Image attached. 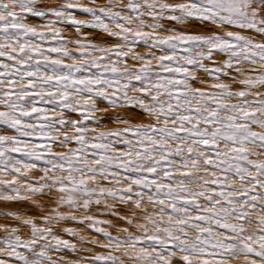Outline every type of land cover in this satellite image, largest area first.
Here are the masks:
<instances>
[{"label":"snow or ice","instance_id":"obj_1","mask_svg":"<svg viewBox=\"0 0 264 264\" xmlns=\"http://www.w3.org/2000/svg\"><path fill=\"white\" fill-rule=\"evenodd\" d=\"M0 205V264H264V0H0Z\"/></svg>","mask_w":264,"mask_h":264},{"label":"rangeland","instance_id":"obj_2","mask_svg":"<svg viewBox=\"0 0 264 264\" xmlns=\"http://www.w3.org/2000/svg\"><path fill=\"white\" fill-rule=\"evenodd\" d=\"M109 126L112 127L113 125L111 123H109ZM2 207H5V206L4 205H0V208H2Z\"/></svg>","mask_w":264,"mask_h":264}]
</instances>
